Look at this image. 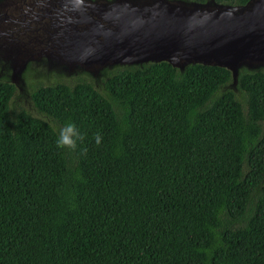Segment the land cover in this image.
<instances>
[{
    "label": "trees",
    "instance_id": "16d2710c",
    "mask_svg": "<svg viewBox=\"0 0 264 264\" xmlns=\"http://www.w3.org/2000/svg\"><path fill=\"white\" fill-rule=\"evenodd\" d=\"M103 74L33 86L46 119L0 80V264H264V68Z\"/></svg>",
    "mask_w": 264,
    "mask_h": 264
},
{
    "label": "water",
    "instance_id": "95a60500",
    "mask_svg": "<svg viewBox=\"0 0 264 264\" xmlns=\"http://www.w3.org/2000/svg\"><path fill=\"white\" fill-rule=\"evenodd\" d=\"M32 60L47 72L84 71L95 85L116 66H218L234 89L240 69L264 68V0H0L1 81L25 99Z\"/></svg>",
    "mask_w": 264,
    "mask_h": 264
},
{
    "label": "rangeland",
    "instance_id": "374dc122",
    "mask_svg": "<svg viewBox=\"0 0 264 264\" xmlns=\"http://www.w3.org/2000/svg\"><path fill=\"white\" fill-rule=\"evenodd\" d=\"M40 60H32L28 61L25 65L24 71L22 73V77L24 80V86L28 97L19 96V92L17 88H15L14 94L10 99L9 107L10 109H15L17 106H21L26 109L30 114L37 116L42 119H46L42 114H40L33 107L31 103V99L29 97L30 89L35 86L37 83L42 84H54L58 81H72L77 77H86L93 81V77L86 74L84 71L73 72L72 69L68 70V73L54 72V69H50L49 72L45 71V69L40 65ZM1 67V66H0ZM72 71V72H70ZM0 80L4 78L7 79L9 71L3 68L1 71ZM102 78L103 75H100ZM20 98V99H19Z\"/></svg>",
    "mask_w": 264,
    "mask_h": 264
},
{
    "label": "clouds",
    "instance_id": "9594fccd",
    "mask_svg": "<svg viewBox=\"0 0 264 264\" xmlns=\"http://www.w3.org/2000/svg\"><path fill=\"white\" fill-rule=\"evenodd\" d=\"M95 143L97 145L101 144L103 136L97 132L94 136ZM85 140V134L77 127L74 122H67L62 127L58 129L56 146L59 149H68L75 151L80 147V152L82 155L87 154V147H83V141Z\"/></svg>",
    "mask_w": 264,
    "mask_h": 264
},
{
    "label": "flooded vegetation",
    "instance_id": "af4514ba",
    "mask_svg": "<svg viewBox=\"0 0 264 264\" xmlns=\"http://www.w3.org/2000/svg\"><path fill=\"white\" fill-rule=\"evenodd\" d=\"M20 99V98H19Z\"/></svg>",
    "mask_w": 264,
    "mask_h": 264
}]
</instances>
